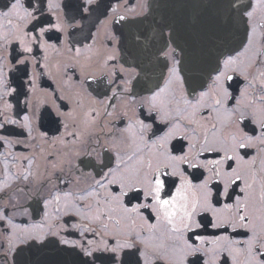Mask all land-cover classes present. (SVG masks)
<instances>
[{
	"label": "snow or ice",
	"instance_id": "obj_1",
	"mask_svg": "<svg viewBox=\"0 0 264 264\" xmlns=\"http://www.w3.org/2000/svg\"><path fill=\"white\" fill-rule=\"evenodd\" d=\"M96 5L97 0H80L78 3L66 2V0H47V10L56 16L55 23L40 21L39 16L35 14L37 9L31 3L26 5L25 0H11L10 4L5 6L6 10L0 11V100H3L5 111L12 109L13 105L4 98L17 93V88L9 83L6 72L10 66L15 67V65H10L7 59L8 48L12 42H18L25 53L33 52V43H37L39 47L55 48L46 41L39 43L37 35L26 30V25L34 21L41 25L47 24V26L39 27L38 35L43 38L52 30L64 32L66 28L72 26L62 15L64 9H74L77 14H80L89 12L90 8L94 11L93 6ZM227 6L235 9L241 17L247 18L246 24L251 30L247 36V44L244 45L242 52H237L235 56H226L222 60L218 59L214 66L206 70L210 83L207 84L205 91L197 92L196 88L192 87L195 102L189 98L188 89L189 86L197 84V71L203 74L205 69H198L195 55L185 47L174 29L166 36L161 33L163 42L151 60L152 70L159 73L160 82L150 95L141 97L142 105L147 106L150 114L155 113V116L151 117L153 120L158 117L163 123L173 124L164 136L153 142V147L158 151L153 152L148 159L137 155L141 151L139 144L146 143L145 134L153 127L151 123H145L148 117L137 118L134 123H130L124 129V132L129 134L125 137L126 141L130 140L127 146L135 148L133 155L123 160L121 150L118 148L115 168L104 165L108 167V172L103 175L102 180L95 181L99 188L106 190L102 200L96 199L95 204L88 202L89 197L98 196V192L95 191L85 190L83 195L78 196H73L69 192L61 194L60 191L55 190L56 186L53 184L43 200V223L21 229L13 224L3 212H0V221H6L11 229V232L4 236L5 264H16L15 260L8 258L16 254L18 245L31 242H34V246H64L66 249H78L77 256L82 253L84 257L89 258L83 260L82 264H97V261H103V264H157L155 256H159L165 264H220L222 256L223 264H229V257L231 264H239L241 255L245 258L243 264H264V160L257 165L255 159L245 161L247 152L241 155L242 151L255 147L257 141L264 145V59H261L264 57V0H249L243 5H238L236 0H229ZM137 8L140 10L137 11ZM111 11L115 15L104 22V40L107 43L95 50L98 58L96 67L107 79V83L114 85L112 95L119 97L129 94L128 99L131 103L136 99L131 93L133 80L140 75L137 69L140 68L141 71L144 69L140 65L125 68L124 65L118 63L119 48L117 45L120 44V37L111 31L108 24L112 19H115L117 23L134 20L147 13L148 5L146 0H138L135 7L124 8V14H120L117 7H113ZM40 12L42 14L43 9ZM72 19H75V16ZM20 21L23 24L19 23ZM257 29L260 30L262 40L261 50L252 51L248 62L241 68L244 62L240 60V57L252 50L253 35ZM10 36L11 39H9ZM92 40L95 44L97 37H92ZM108 43L111 44L110 48L107 46ZM85 49L89 52L93 51L92 45H86ZM75 52L79 56L81 49L76 48ZM13 59L16 64L26 65L29 57L17 56ZM32 59L34 61L35 58ZM114 61L117 63H111ZM89 67L91 65L82 66V70L87 71ZM24 71L27 75L26 69ZM230 72H238L245 80H249V76L252 77L248 83V88L252 90L240 92L242 99L235 101L237 107L231 110L224 106L225 100L234 99L230 89L233 87L231 82L237 78ZM87 75L92 80L97 78L91 71H87ZM30 79L32 83L30 91L36 92V77L32 76ZM254 84L255 88H253ZM200 86H204L202 82ZM20 87L22 88L23 85ZM115 89H119V92ZM206 98L211 102L205 104ZM35 99L39 102L38 97ZM104 104V101L100 102L105 113L111 116L112 113L107 111ZM202 108H207L209 113L215 112L218 118L223 114L221 129L225 127L228 129L221 135H217L216 125H212L213 139L211 142L200 121L195 118ZM57 114L65 121H72L73 131H67L69 124L64 123L66 135L74 137L73 142L78 140L81 144L87 142L84 134L88 133L91 136L94 127L98 126L97 117L101 115L96 109L87 112L83 119L80 118L76 109L68 112H61L57 109ZM246 114L259 124L261 131L258 136H251L243 131L241 125ZM124 115H127V112ZM181 121L184 122V129L192 126L190 131H186L183 139L196 141V143H190L187 146V152L181 148L180 154H174L168 145L169 141L175 138L176 132L181 130ZM5 123L19 124L20 127L27 128L29 134L31 133L32 121L29 115L23 116V122L5 117ZM5 123H0V128H4ZM77 126L80 128L79 131L75 130ZM99 127L103 131V126ZM45 135L46 133H41V136ZM198 136L199 140H197ZM2 140H5L4 136H0V141ZM53 142L63 144V136L56 137ZM7 143L11 147V141ZM93 143L97 147H103L99 137H95ZM214 146L224 153L220 159L207 162L198 160L202 151H212ZM97 147L89 144L88 150H85L83 154L90 156L96 153L98 155ZM80 155L79 151L75 153L77 157ZM133 160L136 161V166L130 169L129 162ZM240 161H243L247 167L239 169ZM227 162L237 163V167H232V164L228 163V171H222ZM0 165L3 168L0 193H6L13 183L17 182L28 186L30 191H39V187L33 184V181L38 182L41 175H44L48 183H52L51 174L46 168L44 173L40 172L41 165L36 163L35 156L5 155L0 158ZM34 165L36 166L35 173ZM80 165L88 167L91 161L81 159L78 164L73 165L72 170L80 173ZM181 165L191 168H207L211 165L208 168L209 172L216 176L229 178L225 183V192H227L229 182L236 184L237 181H243L245 187L240 188V191L246 195L243 200L237 197L235 205L226 204L223 209H216L210 202L211 191L208 188V181L193 185L192 180L181 169ZM52 167L55 169L59 165L53 164ZM172 177H179V184H176L171 179ZM56 179L61 178L56 177ZM113 184L118 185V191L108 190V186ZM257 184L259 192L255 191ZM17 190L22 193L24 188L18 185ZM130 193L138 194L143 202L128 207L124 198ZM142 210H147L148 215H144ZM200 210L211 211L213 216L217 217V222L212 223L213 228L227 223L233 230L236 228L248 230L251 236L243 242L229 241L227 237H220L211 241L213 247L204 248L206 238L196 235L195 239L200 243H191L185 236L203 226L196 219ZM225 210L228 212L227 216L222 215ZM24 211L26 214L27 209ZM68 215L78 216L84 221V223L72 225L79 231L82 239H69L62 235V232L66 230V225L60 221L62 217ZM150 218H154L156 223H151ZM137 220L141 221L139 225ZM158 225H163L159 234H157ZM87 233L98 236L100 239H88ZM105 235L112 236L111 243L104 239ZM119 236L126 238L117 239ZM221 240L225 241L223 245L220 244ZM241 244L242 247H237ZM98 253L107 255H97ZM202 253L210 256V260H203Z\"/></svg>",
	"mask_w": 264,
	"mask_h": 264
},
{
	"label": "flooded vegetation",
	"instance_id": "obj_2",
	"mask_svg": "<svg viewBox=\"0 0 264 264\" xmlns=\"http://www.w3.org/2000/svg\"><path fill=\"white\" fill-rule=\"evenodd\" d=\"M11 0H0V11L6 10L5 6L10 4ZM66 2L78 3L80 0H66ZM148 11L142 16L136 17L131 21H124L117 23L112 19L108 27L112 32L120 37L118 63L124 65L125 68L135 67L140 65L137 71L140 75L133 80L132 93L135 95V101L129 102L128 95L125 94L119 97L112 95L114 85L108 84L107 79L97 70L96 64L98 61L95 55V50L101 48L102 44L107 43L104 40L105 24L104 22L109 17L114 16L111 9L117 7L120 14H124V8L135 7L138 0H97V5L89 9L87 13L77 14L74 9H64L63 17L71 27L66 28L64 32L52 30L43 38L38 35L40 26H47V24H39L32 22L26 25V30L31 31L37 35L39 43L45 41L49 45H54L55 48L39 47L37 43H33V52L25 53L22 46L18 42L13 41L8 48L7 59L10 65L6 69L9 83L11 86L17 88V93L10 97H5L9 103L13 105L12 109L5 111L3 107V100H0V123H5V117L11 120L23 122V116L29 115L31 124V133L27 128L20 127L19 124L5 123L4 128H0V136H4L5 140L0 141V158L5 155L9 156H35L36 163L41 165L40 172L44 173L45 168L51 174L52 183H48L44 175H41L39 181H33L39 191H30L28 186L22 182L13 183L12 187L6 193H0V212L9 217L13 224L19 228H30L34 224L44 222L43 200L47 197L48 190L55 184L56 189L63 194L64 192L72 193L73 196L83 195L85 190L98 192V196L89 197V203L95 204L96 199H103L106 190L99 188L95 181L102 180L103 175L108 172V167L115 168V158L117 149L121 150V157L127 160L128 156L133 155L135 148H129L127 145L130 140H125L129 134L124 132L130 123H134L135 119H145V123H151L153 127L145 134L146 143H140V152L137 155H142L145 159L150 158L153 152L158 151L153 147V142L159 140L161 136L173 127L171 122L163 123L157 117L153 120L151 117L155 113H149L147 106L142 105L141 97H146L151 94L159 81V73L152 70V57L157 49L162 44L161 33L166 34L175 30L179 35L185 47L193 52L197 59L198 69H205L203 74L197 71V84L189 86V98L195 102V94L192 92V87L196 91L207 90V84L210 83L207 76V69L214 66L217 59H213L212 53L217 50L219 44L222 42L220 34L225 32V28L234 26L238 31V40L234 48L228 49L219 55V60L224 57L233 55L237 52H242L244 45L247 44V36L250 27L246 24V17L238 15L235 9L229 8V0H186L185 3L180 0H155L154 14H150V2L146 0ZM238 5L247 4L249 0H236ZM26 5L31 3L36 9V15L39 16L40 21H47L51 23L56 22V16L47 10V0H25ZM43 9L41 14L40 10ZM140 9L137 8V11ZM230 15H226V11ZM55 11V10H54ZM75 16V19L72 17ZM14 22H17L14 20ZM19 23L23 24L22 21ZM92 37H97V42L94 44ZM139 37V39H137ZM11 39V36L9 37ZM86 45H92L93 51L89 52L85 49ZM262 40L260 30L253 35L252 50L245 56L240 57L244 63L241 68L248 62L252 51H260ZM107 46L110 48L111 44ZM80 48L81 54L76 55L75 49ZM20 58L29 57L26 65H19L15 63L14 57ZM35 58L34 61L32 58ZM47 57V59H45ZM88 58V59H86ZM212 59V60H211ZM264 59V57H261ZM111 63H117L116 61ZM91 65L87 71H91L96 75V79L92 80L87 75V71L82 70V66ZM27 75L25 74V70ZM237 79L232 83L233 87L230 89L232 98L224 101V106L231 110L237 107L235 101L241 100L240 92L251 91L248 88L249 80H245L238 72H230ZM36 77V92L30 91L32 88L31 77ZM203 83V87L200 83ZM238 83V87H237ZM23 85L21 88L20 86ZM256 85H253L255 88ZM119 92V89H115ZM216 94L217 93H212ZM259 95V92L257 93ZM211 95V94H210ZM39 99V102L35 98ZM104 101V107L112 115L108 116L104 108L100 106V102ZM211 101L206 98L205 104ZM80 105V107H77ZM57 109L61 112H68L76 109L81 119L85 117L87 112L96 109L100 111L101 115L97 117V127L91 132L84 134V139L87 141L81 144L80 141H74V137L66 135L64 123L69 124L67 131H73V124L71 120L65 121L63 117L57 114ZM127 112V115L124 113ZM94 114V113H93ZM203 129L207 132L208 139L211 142L213 139L212 125H216V134L221 135L223 131H227V127L221 129V120L223 114L218 118L215 112L209 113L207 108H202L197 112L195 117ZM99 126H103L101 131ZM192 126L184 129V122H180V129L176 132L174 139L169 141V149L174 154H180V149L183 148L187 152V146L190 143L195 144L196 141L183 139L186 131H190ZM244 132L251 136H258L261 129L254 119L247 115L241 125ZM80 130L79 126L76 127ZM41 133H46L41 136ZM63 136L64 143H54L56 137ZM99 137L103 147H97L93 140ZM199 140V136L197 137ZM7 141H11L9 147ZM139 143V141H137ZM89 144L97 147L98 155L93 153L90 156L84 155L83 152L88 150ZM264 145L257 141L255 147H250L241 152H247L245 161L255 159L257 165L261 160H264ZM81 152L80 156H75L76 152ZM231 154V153H229ZM224 155L219 151V148L214 146L212 151H202L199 156V161L207 162L209 160L220 159ZM89 160L91 165L85 167L80 165L81 172L77 173L73 169L74 164H78L79 160ZM26 163V161L24 162ZM231 163L232 167H237V163L227 162L222 171H228L227 164ZM57 164L59 167L53 168L52 165ZM130 169L136 166V161H130ZM104 165H108L105 167ZM211 165L207 168H191L181 165V169L185 175L192 180L193 185L208 181V188L211 191L210 202L216 209H223L226 204H236V198L243 200L246 193H241L240 188L245 187L243 181H237L236 184L228 183L227 192H225V183L229 180L225 176H216L208 171ZM247 165L239 162V169H243ZM61 168L63 169L61 171ZM34 173L36 166L33 167ZM56 177H60L57 180ZM78 177V179H77ZM0 179H3V168L0 165ZM176 184H179V177H172ZM251 183V180H249ZM23 187L24 191L21 193L17 187ZM108 190L112 192L118 191V185L113 184L108 186ZM255 191L259 192V185H255ZM131 201V203H129ZM124 202L128 207L136 203L143 202L139 195L130 193L128 197L124 198ZM25 209L27 213L25 214ZM144 215H148L147 210H142ZM222 215L227 216L228 212L225 210ZM196 219L202 223V227L196 229L194 232L186 234L185 238L189 239L191 243L199 244L195 239L196 235L206 238L204 248H211L213 245L211 241L217 240L220 237H227L229 241H245L251 236V232L246 229L233 228L224 223L218 228H213L212 223L217 222V217L213 216L211 211L200 210ZM61 223L66 225V230L62 235L69 239H82L79 236V231L72 227L76 223H84L78 216H64ZM151 223H156L154 218H150ZM141 221L137 220L139 225ZM95 227V225L93 226ZM163 225L157 226V234ZM11 232L6 221H0V264H5V256L3 253L4 236ZM88 239H100L98 236H93L91 233L86 234ZM126 237L119 236L117 239L123 240ZM105 240L109 243L113 238L111 235H105ZM47 243V241H46ZM225 241L221 240L223 245ZM237 247H242L237 245ZM63 249V250H62ZM78 249H66L64 246H40L35 245L34 242L25 245H18L16 254L8 259L15 260L16 264H82L83 260L89 259L84 257L82 253L79 256L76 253ZM97 255H107L98 253ZM151 255V253H150ZM202 255L203 260H210V256ZM157 264H165L159 256H155ZM229 264L231 258L229 257ZM244 256L239 257V264H243ZM97 264H103V261H97ZM220 264H223V256Z\"/></svg>",
	"mask_w": 264,
	"mask_h": 264
},
{
	"label": "water",
	"instance_id": "obj_3",
	"mask_svg": "<svg viewBox=\"0 0 264 264\" xmlns=\"http://www.w3.org/2000/svg\"><path fill=\"white\" fill-rule=\"evenodd\" d=\"M155 0H151L150 2V14H154L155 9ZM186 0H180V2L185 3ZM226 15H230V12L227 10ZM236 29L234 26H229L225 28V32L222 31L220 34L221 43L219 44L217 50H215L212 53L213 59L219 58V55L225 52L228 49H232L236 46L237 40H238V31H235ZM212 60V59H211Z\"/></svg>",
	"mask_w": 264,
	"mask_h": 264
}]
</instances>
